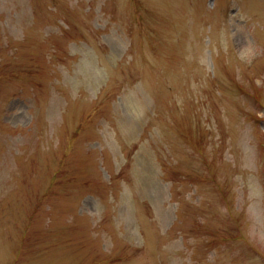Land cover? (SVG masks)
Masks as SVG:
<instances>
[{
  "label": "rangeland",
  "instance_id": "rangeland-1",
  "mask_svg": "<svg viewBox=\"0 0 264 264\" xmlns=\"http://www.w3.org/2000/svg\"><path fill=\"white\" fill-rule=\"evenodd\" d=\"M0 264H264V0H0Z\"/></svg>",
  "mask_w": 264,
  "mask_h": 264
}]
</instances>
